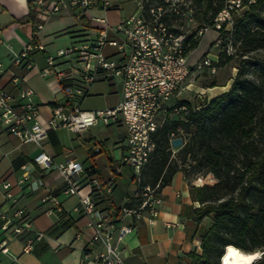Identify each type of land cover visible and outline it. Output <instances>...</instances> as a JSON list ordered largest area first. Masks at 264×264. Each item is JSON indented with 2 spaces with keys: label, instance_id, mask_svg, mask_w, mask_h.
<instances>
[{
  "label": "built area",
  "instance_id": "obj_1",
  "mask_svg": "<svg viewBox=\"0 0 264 264\" xmlns=\"http://www.w3.org/2000/svg\"><path fill=\"white\" fill-rule=\"evenodd\" d=\"M31 1L36 6L32 37L10 58L11 66L32 68V54L44 50L37 39L38 33L48 17L62 11L71 10L76 24H82L88 35L91 33L94 37H86L57 50L55 56L45 57L46 65L40 76H55L64 102L51 107L44 126L40 124L38 107L33 100L34 91L21 86V79L13 75L11 83L16 93L0 88V127L20 143H31L36 147L33 164L43 171L56 170L64 182L63 195L78 196V205L73 210L83 214L86 227L91 230L84 258L93 250L94 264H124V237L132 232L135 223L152 226L160 215L159 184L141 186V172L156 148L155 134L166 120L188 113L184 105L171 101L177 100L184 90H191L188 80L193 73L207 70L214 75L216 62L210 58V53L192 65L187 62L185 41L189 37L182 32L176 33L172 25L173 19L181 14L176 7L177 0H129L134 4V11L114 23H110L107 13L118 11L120 7L110 0ZM253 2L224 0L212 24L200 27L193 39L212 28L215 37L210 51L216 52L217 57L221 52L234 55V18L242 16L248 4ZM106 48L113 49L114 54L106 55ZM99 79L120 84L119 103L108 109H81L80 99L89 85ZM203 94L197 93L199 96ZM99 122L122 125L125 129L117 164L119 169L130 171L135 191L126 194L118 207L98 206L114 191L117 178L113 170L108 169L106 176L101 177L93 167L85 168L70 156L56 164L43 149L50 131L64 127L80 134ZM181 133L177 130L170 134V145L171 140ZM171 149H174L172 145ZM99 151V148L94 149L95 153ZM28 180L29 173L24 172L22 182ZM9 187V183L0 180V189L7 199L12 198ZM83 189L84 193L80 194ZM41 201L48 204L50 210L62 213L60 202L54 195H45ZM42 238L43 233L32 230L31 218L21 209H14L9 216L0 212V254L10 256L9 264L17 262V257L9 251L11 240H20L22 253H30ZM0 264L3 263L0 261Z\"/></svg>",
  "mask_w": 264,
  "mask_h": 264
},
{
  "label": "crops",
  "instance_id": "obj_2",
  "mask_svg": "<svg viewBox=\"0 0 264 264\" xmlns=\"http://www.w3.org/2000/svg\"><path fill=\"white\" fill-rule=\"evenodd\" d=\"M110 2L120 7L118 11L113 10L107 13L110 23L128 16L135 9L133 2L129 0H110ZM27 14V0H0V63L3 67L0 71V88L15 94L16 89L11 83V78L13 75L19 77L21 86L34 91L33 100L38 107L40 124L44 126L50 116L51 107L64 102L55 76L53 74L45 78L40 76V71L46 65L45 57L50 55L48 50L57 51L62 47L57 44L59 38L64 40L63 47L66 48L86 37L93 38L94 34L89 33L88 35L82 24H76L71 10L54 14L48 17L38 33L37 39L43 44L44 50L35 51L32 54V68H16L10 65L9 58L30 41L34 29V25L25 20ZM214 37L215 32L213 38L204 43L195 53L199 47V39L197 47L192 50L193 57L187 58L190 65L199 61L207 53ZM105 54L112 55L114 50L106 48ZM211 59L217 62L218 57L214 55ZM218 69L221 70V67H216V72ZM232 71V77L222 86H219L220 82H217L209 87L196 90L190 83L191 90H184L177 100L171 103L184 101L197 109L202 108L206 102L230 87L236 68L233 67ZM116 85L119 86L116 87ZM193 90L195 94L198 92L204 94L191 97L189 92ZM120 93L121 87L118 82L105 83V80L99 79L89 85L79 104L81 109L86 111L112 108L119 103ZM186 94L190 96L192 102L182 97ZM116 126L120 134L109 146V150L104 143H102V148L87 147L86 152L82 154L68 150L62 143L57 129L50 131L43 143L45 153L56 164L61 163L65 156H70L85 168L93 167L101 177L106 176L108 169L116 173L114 191L112 195L98 203L100 208L118 207L126 194L135 191L131 175L128 174L130 176L128 183L121 184V177L126 168L119 169L117 158L122 152L125 129L122 125L116 124ZM95 148H99L98 154L94 152ZM36 153L37 149L33 144L20 143L16 137L0 127V180L9 183V190L12 194V198L7 199L4 191L0 189V212L9 216L14 209H21L31 218L32 230L43 233V238L36 243L34 250L30 253H22L20 240L10 241V254L17 257L15 264H94L95 252L93 250L87 258H84V248L91 230L86 227V218L83 214L73 210L78 205V196H65L61 193L64 187L63 180L55 169L43 171L35 166L32 158ZM24 172L29 173V180L25 183L22 182ZM204 177L208 180L211 175ZM213 183L214 181L203 182L199 178L188 179L182 171H177L170 183L159 191L162 206L156 223L148 226L143 222H137L132 232L124 237V264H190L192 254L200 255V241L198 239L188 241L184 229L193 209L199 207V203L192 200L189 189L190 186L199 187ZM48 194L54 195L59 200L61 214L50 210L48 204L42 203V198ZM0 261L3 264H9L10 256L0 254Z\"/></svg>",
  "mask_w": 264,
  "mask_h": 264
},
{
  "label": "trees",
  "instance_id": "obj_3",
  "mask_svg": "<svg viewBox=\"0 0 264 264\" xmlns=\"http://www.w3.org/2000/svg\"><path fill=\"white\" fill-rule=\"evenodd\" d=\"M190 1L202 26H210L224 4ZM27 2L25 20L34 25L36 6ZM193 36L185 41L186 55L198 45ZM232 41L234 55L221 52L215 63L223 67L235 60L230 87L199 109L178 102L188 113L166 120L157 130L155 151L141 172V186L159 184V189L177 171L188 179L211 175L215 180L189 189L199 207L184 229L188 241H200V255L192 254L190 264H218L229 245L246 253L264 252V0H254L234 18ZM177 130L182 145L171 159L170 134ZM253 264H264V253Z\"/></svg>",
  "mask_w": 264,
  "mask_h": 264
},
{
  "label": "rangeland",
  "instance_id": "obj_4",
  "mask_svg": "<svg viewBox=\"0 0 264 264\" xmlns=\"http://www.w3.org/2000/svg\"><path fill=\"white\" fill-rule=\"evenodd\" d=\"M176 1V0H175ZM176 7L181 11V14L176 17V19H173L172 25L175 30L181 31L186 35V37H191L192 35H197V32L200 27H202V24L200 22V13L198 9L195 7H192L190 0H177ZM214 32L212 28H209L206 30L203 34V36L197 37L195 40H199V47L195 51H199L204 43H206L208 40L213 38ZM60 40L57 41L58 46H62L59 49H64V40H61L62 38H59ZM57 46V47H58ZM58 50V49H57ZM48 53L51 56H55L56 51L55 50H48ZM207 53H210V57H214L216 52L210 51V46L207 51ZM193 51L189 52L187 54V58L193 57ZM13 56V55H12ZM11 56V57H12ZM10 60V58H9ZM236 62L235 60L231 61L229 64L221 67V70H217L216 74L211 76L207 70H203L199 73L195 72L193 73L188 82L193 84L194 89L200 90L201 88L209 87L214 83L220 82L219 86H222L226 84V82L232 77V68H235ZM105 83H108L105 81ZM119 85H116L118 87ZM191 97H194L196 92L193 90L192 92H189ZM188 94L183 95L182 97L186 98L187 100L191 101V98ZM1 129H3L1 127ZM56 131H58V135L62 141V143L65 145V148L68 150H71L78 154H82L83 152H86L87 147L93 149L94 146H98L102 148V143L107 145L108 150L110 149L109 146L112 145L113 142L116 141L118 135L120 134V130L116 126V124L112 125H105L102 122L97 123L96 125L90 127L88 130L81 132L80 134H76L73 132H70L66 128H58ZM48 136V135H47ZM178 148H174L171 151V159L176 158V153ZM105 155V154H104ZM103 155V156H104ZM109 155L112 156L111 152H109ZM102 158V157H101ZM123 176L121 177V184L128 183L130 180V171L128 169L124 170ZM202 179L203 182L210 183L211 181H214V179L209 178L204 179L205 177L202 175H196L193 177V179ZM85 189L81 190L79 193H84ZM264 253V252H261ZM262 256V255H261ZM260 256V257H261Z\"/></svg>",
  "mask_w": 264,
  "mask_h": 264
},
{
  "label": "bare ground",
  "instance_id": "obj_5",
  "mask_svg": "<svg viewBox=\"0 0 264 264\" xmlns=\"http://www.w3.org/2000/svg\"><path fill=\"white\" fill-rule=\"evenodd\" d=\"M260 254L257 256V254ZM261 256V251L253 253L242 252L239 249L229 245L225 247L224 255L221 257V264H253ZM253 257H256L253 259Z\"/></svg>",
  "mask_w": 264,
  "mask_h": 264
},
{
  "label": "water",
  "instance_id": "obj_6",
  "mask_svg": "<svg viewBox=\"0 0 264 264\" xmlns=\"http://www.w3.org/2000/svg\"><path fill=\"white\" fill-rule=\"evenodd\" d=\"M181 144H182V141H181V138H179V137L171 140V145L174 148L180 147ZM224 252H225V249L223 250V253H222L221 257L224 255ZM261 255H262V253H261ZM221 257L219 259V263L218 264H221Z\"/></svg>",
  "mask_w": 264,
  "mask_h": 264
},
{
  "label": "clouds",
  "instance_id": "obj_7",
  "mask_svg": "<svg viewBox=\"0 0 264 264\" xmlns=\"http://www.w3.org/2000/svg\"><path fill=\"white\" fill-rule=\"evenodd\" d=\"M260 255L259 253L257 254V256ZM256 257H253V259H255Z\"/></svg>",
  "mask_w": 264,
  "mask_h": 264
}]
</instances>
